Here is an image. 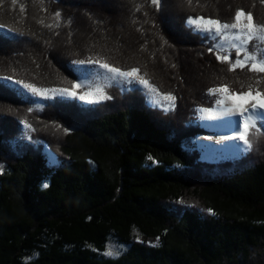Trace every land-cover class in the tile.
Wrapping results in <instances>:
<instances>
[{
  "label": "trees",
  "instance_id": "obj_1",
  "mask_svg": "<svg viewBox=\"0 0 264 264\" xmlns=\"http://www.w3.org/2000/svg\"><path fill=\"white\" fill-rule=\"evenodd\" d=\"M237 8L264 24L261 0H159L158 9L151 0H0V264H264V124L256 121L252 150L237 158L202 161L194 141L205 132L197 108L219 98L209 89L240 95L252 84L264 101V73L249 64L229 71L234 60L218 61L213 41L186 23L232 22ZM77 17L86 38L65 54L136 65L175 110L111 77L110 98L97 101L14 83L77 92L67 81L104 75L98 63L52 56L57 33ZM109 246L118 254L104 255Z\"/></svg>",
  "mask_w": 264,
  "mask_h": 264
},
{
  "label": "snow or ice",
  "instance_id": "obj_2",
  "mask_svg": "<svg viewBox=\"0 0 264 264\" xmlns=\"http://www.w3.org/2000/svg\"><path fill=\"white\" fill-rule=\"evenodd\" d=\"M13 4L16 3V0H12ZM43 0H41V3ZM152 5L156 6L157 9L159 8V0H151ZM188 3L191 4V0H188ZM261 3H264V0H261ZM139 5H137V9L139 10ZM23 6L21 7V11L23 12ZM44 10V9H41ZM54 16L59 18L60 12L57 11L54 13ZM38 23H42L41 21H37ZM70 23V22H69ZM186 23L190 26L195 28L198 31L205 32L208 34H214L217 37H220L221 39H224L228 44L230 48H235V62L230 64L229 71L233 70L234 68H245L246 64H250V67L248 68V71H255L257 73H264V48H260L258 46H254L256 48V51L253 53H249L245 45L248 44L249 41L255 40L259 42V44H264V24H258L255 23L253 20V14L252 12L248 11L245 12V10L241 8H237L235 10L234 16L232 18V22H224L221 23L218 19H212V18H204L202 16H196L193 17L189 15L186 19ZM3 25H0V28H2ZM50 27V25H49ZM11 31V30H9ZM22 34V33H21ZM161 39H163L161 37ZM238 42V43H237ZM166 43V41H165ZM214 47V45H213ZM223 49V45L221 46ZM210 52L212 51V47L208 49ZM241 52H243V60L240 59ZM256 52L260 53V57L258 59ZM216 59L218 61H228L229 57L227 55H217ZM84 63H98L101 68L107 69V71L117 74L121 77L126 76H134L136 74V69L132 68L129 71H121L118 67H110L109 64L102 62L100 60L92 61V60H73L72 64H84ZM175 67V65H173ZM3 79L8 80L10 77H4ZM260 81L257 80V84ZM14 83L20 85L24 89H26L28 92L32 93L36 96H44L48 92H52L54 94L58 93L60 95H67V96H74L76 93L70 88L67 87H61V88H53V89H47V88H39L36 87L32 83H26L21 80H15ZM67 83L71 86V89L76 88V84L72 83L71 81H67ZM140 83L147 85L148 81L144 79H140ZM252 90V84H249L247 86V91ZM152 91H155V89H152ZM213 92H219L224 93L225 89L223 87L220 88H212L209 89V93ZM245 91L242 90L240 92V95H244ZM90 93H85L80 95L81 100H87L90 97ZM110 97H105L103 94L99 96V99H105ZM166 100L172 101L174 100V97L171 95L165 96ZM216 105L218 107V111L212 113L209 108L202 109V111L206 113H210L213 116L216 117H231L233 115L239 117L238 121V128L234 131L233 136H217V137H206L205 139L212 140L215 139L217 143H221L223 141H229V140H238L243 143L245 146V150L251 151L253 148V141L255 140V134H253L252 139H248L250 129H255L256 132H259L260 129L256 127V121L259 119L262 124H264V112H261L258 110V105L256 102H252L250 105V108L244 107L243 105L236 104L234 101L231 100V98L227 95H221L219 98L216 99ZM259 109H264V104L259 105ZM31 111V109H29ZM20 123L24 124L25 127H30L25 121L21 120ZM56 127H59V125H56ZM65 132L68 131V129H64ZM148 159H152L149 157ZM155 163V161H153ZM3 166L0 165V168ZM42 187H48V185L45 183L42 185ZM209 213H211V209L208 210ZM118 253L111 249V247H107L104 255L112 256L117 255Z\"/></svg>",
  "mask_w": 264,
  "mask_h": 264
},
{
  "label": "rangeland",
  "instance_id": "obj_3",
  "mask_svg": "<svg viewBox=\"0 0 264 264\" xmlns=\"http://www.w3.org/2000/svg\"><path fill=\"white\" fill-rule=\"evenodd\" d=\"M75 3H77V2H75ZM94 7H92L91 9H93V10L97 9V7H99V6L96 5ZM72 8H74L76 11L81 10L80 5L78 6V4L74 5V7H72ZM82 15L83 14H81L80 16H82ZM53 17H55V16H53ZM59 18H62V17H59ZM84 19H85V17L83 18V20ZM60 21L62 22V20H60ZM76 22L73 24H69V26L67 25L65 27V29H67V30H64V31L62 30V32L57 33L58 35L55 39V41H56L55 45L56 46L53 48V53H52V56H54L58 60L60 57L59 53H62L61 58L66 57L64 60L68 63V66H70V62L68 60H71V61H73V60H85L82 57L78 58V55L68 56V53L65 54L68 50H70V49H68L70 46L69 45L70 42H71L70 43L71 46H74L75 44L73 42H75L76 40H79V39H85L86 38L85 34H87L86 31L88 30V26L85 24V22H80L78 24L79 17L76 18ZM51 23H52V26L57 24L55 22V20H54V22H51ZM64 24H65V21L61 23V26H64ZM83 24H84V26H83ZM48 26H49V24H48ZM50 26H51V24H50ZM55 27H57V26H55ZM193 30L200 32L202 35L207 36L210 41H213L214 46L216 47L215 50L218 51L220 55H227L229 57V60H234V62H235V58H236L235 48H230L229 44L224 39H221L220 37H217L214 34V31H213V34L210 35L208 33L198 31L195 28H193ZM222 45H223V49L221 48ZM254 46L264 48V44H259V42L255 41V40L249 41L248 44L245 45L244 47L251 54V53L256 51V48ZM256 55L259 59L260 53L256 52ZM240 59L243 60V52H241ZM71 65H72V63H71ZM115 65L119 66V67H126V66H135L136 67V65L131 64V63H121V64H115ZM81 68H83L84 70H87L88 67L82 66ZM136 68H135L137 70L136 73L137 74L139 73V76H140L141 73H140L138 67H136ZM141 72L144 73L146 76L149 74L145 70L144 71L141 70ZM90 77H91V75H85V74L83 76L80 75V79L76 83L77 92L74 91L78 98L80 97V95L85 94V93L91 94L89 99H87L88 101L99 100V96L101 94H103V95L105 94L104 96H106V92H107L106 88L110 84L108 79H109V77H111L115 80L120 81L119 85L123 84V85H126V87L131 88V86H127V85H133V86L137 85L136 87L140 86V89H142V87L144 86L143 89L147 90V91L145 90L146 91L145 93L147 94L149 91V94H147V95H148V99H149L150 104L157 106L160 109H163L165 111L166 110L173 111V110H175V107L177 105L175 102V99L172 101L165 99V96H168L170 94L161 93L160 91H158L156 89H155V92L154 91L151 92V90L154 89V87L149 82L146 86L144 84H141L140 78L136 74L134 76L121 77L117 74H114V73L107 71V69H106V71L104 72V75L100 74L98 79L91 81ZM6 84H8V83L4 82L3 85L5 86ZM8 86L10 88L11 83H9ZM103 88L105 90H103ZM224 89H225V92L223 94L219 93V92H213V94H216L218 97H220L221 95H227L236 104L243 105L244 107H248V108H250V105L252 102H256L258 105V110L261 112H264V109H259V105L264 104L263 98L260 96L259 93L248 91L244 95H238V94L233 95L232 93L230 94V91L228 89H226V88H224ZM230 90H232V89H230ZM52 95H54V93L48 92L46 94V96H44V97H47V96L51 97ZM218 110L219 109H218L216 104H214L213 107L210 109V111L212 113H214ZM24 113L28 114L26 112H24ZM197 113H198L197 114L198 120L200 121L201 126H203L207 131H209L211 133H208L204 136L203 135H197L194 140L197 142V144L200 147H202V150H208L209 154L212 153L213 156H212L211 161H214V160L216 161L217 159H224V158H233V157L237 158L239 153H243L246 151L243 143L241 141H238V140H229V141H223L221 143H217L215 141V139H212V140L205 139L206 137L233 136L234 131L238 128V121H239L238 116L233 115L231 117H216V116L211 115L210 113H206V112L202 111V109H200V108H197ZM13 115H15L18 118L23 117L25 119L26 123L30 126V127H28V129L31 131V133H34L33 128L31 126V123L29 122V118L27 116H24L23 113L20 111L13 112ZM15 125H16V123L13 124V127ZM23 131H24V134L28 133V131H26V130H23ZM43 133L48 134L45 131ZM14 137H17V140H18L17 143L20 145H22V140L23 141L27 140V139L23 138L22 135H21V141H20L19 135L14 134ZM27 144L30 145L32 143L27 142ZM49 150L50 149L47 147V151H49ZM49 153L53 154L51 151H49ZM258 153H260V152H258ZM201 155H203V153ZM263 262L264 261H261V263H263Z\"/></svg>",
  "mask_w": 264,
  "mask_h": 264
},
{
  "label": "bare ground",
  "instance_id": "obj_4",
  "mask_svg": "<svg viewBox=\"0 0 264 264\" xmlns=\"http://www.w3.org/2000/svg\"><path fill=\"white\" fill-rule=\"evenodd\" d=\"M4 3V2H3ZM6 3V2H5ZM7 4V3H6ZM102 5V4H101ZM137 7V6H136ZM69 9V8H68ZM101 9V8H100ZM117 9V8H116ZM114 10V9H113ZM154 10V9H153ZM152 10V11H153ZM103 12V11H102ZM30 13V12H29ZM31 14V13H30ZM155 14V13H154ZM163 14V13H162ZM68 16V15H67ZM119 17V16H118ZM56 18V17H55ZM58 19V18H57ZM60 19V18H59ZM61 20V19H60ZM158 20V19H157ZM148 21V20H147ZM67 22V21H66ZM180 24V23H179ZM112 26V25H111ZM155 26V25H154ZM158 31V30H157ZM63 35V34H62ZM86 35V34H85ZM83 36V35H82ZM65 37V36H64ZM155 37V36H154ZM196 37V36H195ZM189 40V39H188ZM77 41V40H76ZM60 46V45H59ZM134 46V45H133ZM59 48V47H58ZM162 49V48H161ZM177 51V50H176ZM193 54V53H192ZM142 57V56H141ZM203 64V63H202ZM95 75H97V74H95ZM97 77V76H96ZM95 79V78H94ZM93 79V80H94ZM96 79H98V77L96 78ZM137 79V78H136ZM151 84V83H150ZM48 86H50V85H48ZM143 86V85H142ZM146 86V85H145ZM135 87V86H134ZM144 87V86H143ZM143 87H142V90H143ZM138 88H140V86L138 87ZM153 88V87H152ZM107 89V88H106ZM150 89V88H149ZM198 89V88H197ZM103 90H105L104 88H103ZM107 90H109V89H107ZM136 90V89H135ZM146 90V89H145ZM144 90V91H145ZM140 90H138V92H139ZM147 91V90H146ZM145 91V92H146ZM151 92H152V90H151ZM155 92V91H154ZM144 93V92H143ZM147 94H149V91H148V93ZM151 94V93H150ZM140 95H142L141 93H140ZM143 96V95H142ZM123 97V96H122ZM46 98H48V97H46ZM154 98V97H153ZM45 99V98H44ZM134 100V99H133ZM109 102H111V101H109ZM121 103V102H120ZM149 104V103H148ZM111 105V104H110ZM139 106V105H138ZM137 106V107H138ZM151 109V108H150ZM104 110V109H103ZM152 110V109H151ZM57 111V110H56ZM158 112V111H157ZM166 114V113H165ZM167 115V114H166ZM58 116V115H57ZM166 117V116H165ZM192 118V117H191ZM175 119V118H174ZM71 120V119H70ZM174 124V123H173ZM203 171V170H202ZM203 180V179H202ZM257 260H259V259H257ZM257 262V261H256Z\"/></svg>",
  "mask_w": 264,
  "mask_h": 264
},
{
  "label": "clouds",
  "instance_id": "obj_5",
  "mask_svg": "<svg viewBox=\"0 0 264 264\" xmlns=\"http://www.w3.org/2000/svg\"><path fill=\"white\" fill-rule=\"evenodd\" d=\"M195 139V138H194ZM195 141V140H194ZM196 142V141H195ZM197 143V142H196ZM198 145V144H197ZM199 146V145H198ZM200 147V146H199ZM201 149H202V147H201ZM208 151V150H207ZM201 152H206V150L205 151H201ZM209 153V152H208ZM204 156H205V154L204 155H200V159L202 160V161H208V162H215V160L214 161H211L212 160V158H207V159H205L204 158ZM234 158V157H233ZM222 160V159H221ZM216 161H219V160H216Z\"/></svg>",
  "mask_w": 264,
  "mask_h": 264
}]
</instances>
